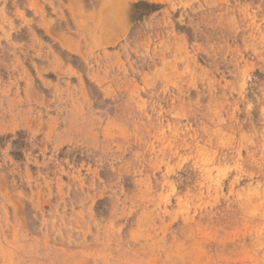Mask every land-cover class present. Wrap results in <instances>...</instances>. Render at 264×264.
<instances>
[{
	"label": "rangeland",
	"instance_id": "rangeland-1",
	"mask_svg": "<svg viewBox=\"0 0 264 264\" xmlns=\"http://www.w3.org/2000/svg\"><path fill=\"white\" fill-rule=\"evenodd\" d=\"M0 264H264V0H0Z\"/></svg>",
	"mask_w": 264,
	"mask_h": 264
}]
</instances>
